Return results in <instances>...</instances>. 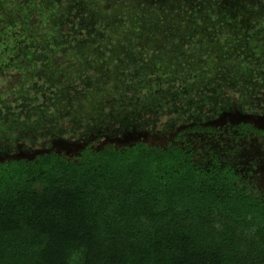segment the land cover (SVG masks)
Returning a JSON list of instances; mask_svg holds the SVG:
<instances>
[{
	"label": "rangeland",
	"instance_id": "374dc122",
	"mask_svg": "<svg viewBox=\"0 0 264 264\" xmlns=\"http://www.w3.org/2000/svg\"><path fill=\"white\" fill-rule=\"evenodd\" d=\"M0 63V161L173 143L264 201V0H0Z\"/></svg>",
	"mask_w": 264,
	"mask_h": 264
},
{
	"label": "trees",
	"instance_id": "16d2710c",
	"mask_svg": "<svg viewBox=\"0 0 264 264\" xmlns=\"http://www.w3.org/2000/svg\"><path fill=\"white\" fill-rule=\"evenodd\" d=\"M237 179L173 143L0 161V264H264V201L238 193Z\"/></svg>",
	"mask_w": 264,
	"mask_h": 264
},
{
	"label": "flooded vegetation",
	"instance_id": "af4514ba",
	"mask_svg": "<svg viewBox=\"0 0 264 264\" xmlns=\"http://www.w3.org/2000/svg\"><path fill=\"white\" fill-rule=\"evenodd\" d=\"M242 134V133H241Z\"/></svg>",
	"mask_w": 264,
	"mask_h": 264
}]
</instances>
